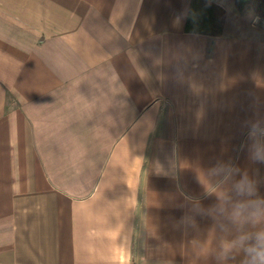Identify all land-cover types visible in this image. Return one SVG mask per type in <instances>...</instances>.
I'll return each mask as SVG.
<instances>
[{
	"label": "crops",
	"instance_id": "1",
	"mask_svg": "<svg viewBox=\"0 0 264 264\" xmlns=\"http://www.w3.org/2000/svg\"><path fill=\"white\" fill-rule=\"evenodd\" d=\"M211 1L220 35L186 30L192 0H0V264H216L214 221L176 223L217 161L264 196V24Z\"/></svg>",
	"mask_w": 264,
	"mask_h": 264
},
{
	"label": "clouds",
	"instance_id": "2",
	"mask_svg": "<svg viewBox=\"0 0 264 264\" xmlns=\"http://www.w3.org/2000/svg\"><path fill=\"white\" fill-rule=\"evenodd\" d=\"M177 15L173 25L181 26ZM247 158L252 164H264V119L245 122ZM215 197V203L203 207L197 198H187L181 207L188 212L177 227H196L195 217L207 216L214 221V247L197 244L202 255L211 253L216 264H264V196L259 194L258 170L251 173L231 160L217 161L204 173Z\"/></svg>",
	"mask_w": 264,
	"mask_h": 264
},
{
	"label": "trees",
	"instance_id": "3",
	"mask_svg": "<svg viewBox=\"0 0 264 264\" xmlns=\"http://www.w3.org/2000/svg\"><path fill=\"white\" fill-rule=\"evenodd\" d=\"M225 17L226 11L221 5L211 0H192L186 30L207 35H220Z\"/></svg>",
	"mask_w": 264,
	"mask_h": 264
},
{
	"label": "rangeland",
	"instance_id": "4",
	"mask_svg": "<svg viewBox=\"0 0 264 264\" xmlns=\"http://www.w3.org/2000/svg\"><path fill=\"white\" fill-rule=\"evenodd\" d=\"M240 8H252L256 12V16L259 18L262 24H264V0H231ZM254 15V22H257V17L255 18Z\"/></svg>",
	"mask_w": 264,
	"mask_h": 264
}]
</instances>
